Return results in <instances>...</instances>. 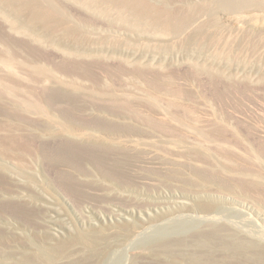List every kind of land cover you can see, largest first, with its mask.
Returning a JSON list of instances; mask_svg holds the SVG:
<instances>
[{
    "label": "rangeland",
    "instance_id": "374dc122",
    "mask_svg": "<svg viewBox=\"0 0 264 264\" xmlns=\"http://www.w3.org/2000/svg\"><path fill=\"white\" fill-rule=\"evenodd\" d=\"M112 1L0 0V264H264V12Z\"/></svg>",
    "mask_w": 264,
    "mask_h": 264
},
{
    "label": "bare ground",
    "instance_id": "6f19581e",
    "mask_svg": "<svg viewBox=\"0 0 264 264\" xmlns=\"http://www.w3.org/2000/svg\"><path fill=\"white\" fill-rule=\"evenodd\" d=\"M6 2H12L13 0H5ZM110 1V0H109ZM106 2V1H105ZM113 2V4H114V2H116V3H118L119 5H121V6H125V7H127L126 9H132L133 11H134V9H136V11L137 10H139V11H141V12H143V13H145L146 12V4L148 5V4H151V3H148V1H146V0H113L112 1ZM97 3V2H96ZM146 3V4H145ZM117 4V6H119ZM145 4V5H144ZM105 5V4H104ZM255 3H254V0H220V2H219V6L222 8V7H224V8H228V9H230V7H241V9L242 8H245L246 10H249V11H261V12H264V5H260V6H258L257 7V5H256V7H255ZM112 6V5H111ZM152 6V4L149 6V7H151ZM218 6V7H219ZM129 7V8H128ZM148 7V8H149ZM153 7H155V5H153ZM130 9L128 10V11H130ZM151 10H153V8L151 7ZM236 10V9H235ZM35 11V10H34ZM139 11H137V12H139ZM199 11V10H198ZM229 11V10H228ZM127 12V11H126ZM155 11H152V15H154L155 13H154ZM197 12V11H196ZM140 13V12H139ZM149 13V12H148ZM193 13V12H192ZM39 14V13H38ZM121 14V13H120ZM131 14V13H130ZM142 14V13H141ZM169 14V13H168ZM188 15V14H187ZM36 17V16H35ZM34 17V18H35ZM144 18V17H143ZM136 20V19H135ZM168 24V23H167ZM152 25V24H151ZM160 25V24H159ZM167 26V25H166ZM30 31V30H29ZM18 32V31H17ZM44 33V32H43ZM42 35V34H41ZM40 35V36H41ZM23 41V40H22ZM37 41V40H36ZM23 43V42H22ZM7 44V43H6ZM23 46V45H22ZM69 49V48H68ZM71 49V48H70ZM12 50V51H11ZM11 52L13 53V55L12 54H10L9 52H8V49H3V48H1L0 49V66L1 67H5V68H7V69H11L12 71H14V72H22V73H26V74H30L32 77H35V78H37L38 77V79H40V80H51V79H53L54 80V82L56 81V83H58L57 81H60V84H70L69 85V87L70 86H73V85H75V84H77V81L74 79L75 77H72L73 76V74H72V76H70V77H66V78H64V77H62L60 74H58V75H55V74H57L58 72L57 71H55L56 73L54 74V71H53V73L51 72L52 71V69H48L46 66V64H41L40 62H36V61H33V60H31V58L29 59V58H26L25 56H23L19 51L17 52V50L14 48V49H12L11 48ZM72 50V49H71ZM74 50H76V49H74ZM74 50H72V51H74ZM62 51V50H61ZM64 51V50H63ZM68 51V50H67ZM71 51V52H72ZM77 51V50H76ZM76 51H74V52H76ZM78 51H79V49H78ZM77 51V52H78ZM65 52V51H64ZM63 52V53H64ZM74 52H72L74 55H75V53ZM70 53V52H69ZM67 54V53H66ZM76 54H78V53H76ZM71 55V53L70 54H68V56H70ZM61 56H63V55H61ZM68 56H65L66 57V59H68L69 57ZM72 56V55H71ZM77 56V55H76ZM75 56V57H76ZM64 56H63V58H65ZM73 57V56H72ZM71 57V58H72ZM70 58V59H71ZM69 60V59H68ZM64 61H66V60H64ZM53 63V62H52ZM55 63V62H54ZM46 65V66H45ZM50 65V64H49ZM54 67V66H53ZM52 67V68H53ZM54 69V68H53ZM56 69H58L57 68V66H56ZM65 70V69H64ZM5 71V70H4ZM7 71V70H6ZM61 71V70H60ZM59 71V72H60ZM66 74L67 73H65V76H66ZM60 75V76H59ZM1 76V75H0ZM37 79V80H38ZM34 80V79H33ZM49 80V81H50ZM78 80V79H77ZM52 81V80H51ZM37 82V81H36ZM62 82V83H61ZM38 83V82H37ZM80 83V82H79ZM78 83V84H79ZM78 84H77V86H78ZM64 86V85H63ZM80 86H82L81 84H80ZM79 86V87H80ZM2 87V86H1ZM4 88V87H3ZM1 90V89H0ZM197 240V239H196Z\"/></svg>",
    "mask_w": 264,
    "mask_h": 264
}]
</instances>
